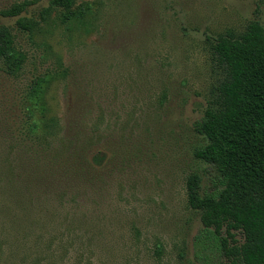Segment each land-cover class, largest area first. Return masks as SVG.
<instances>
[{"label": "rangeland", "instance_id": "obj_1", "mask_svg": "<svg viewBox=\"0 0 264 264\" xmlns=\"http://www.w3.org/2000/svg\"><path fill=\"white\" fill-rule=\"evenodd\" d=\"M24 1L33 32L0 15L27 57L17 77L0 64V264H197L186 181L216 177L195 157L221 78L211 44L264 26V0H79L73 29L60 8L40 20L51 0L0 12ZM49 74L51 134L26 139L22 98Z\"/></svg>", "mask_w": 264, "mask_h": 264}, {"label": "trees", "instance_id": "obj_2", "mask_svg": "<svg viewBox=\"0 0 264 264\" xmlns=\"http://www.w3.org/2000/svg\"><path fill=\"white\" fill-rule=\"evenodd\" d=\"M78 1L51 0L40 20L48 21L51 10L60 8L65 11L59 17L61 25L85 27L86 11L72 10ZM31 3H15L0 15L16 18L19 30L33 32L38 23L24 17ZM211 51L221 78L203 117L194 124L206 140L195 157L212 165L216 177L206 190L197 173L186 181L188 205L200 213L202 223L195 237L196 260L197 264H264V26L252 21L241 34L228 31L213 40ZM26 61L11 28L0 26L3 73L17 77ZM51 77L36 78L22 98L26 139L51 134L52 128L42 122L49 111L46 92ZM237 232L244 236L241 244Z\"/></svg>", "mask_w": 264, "mask_h": 264}]
</instances>
